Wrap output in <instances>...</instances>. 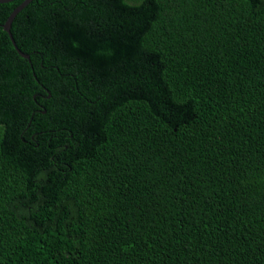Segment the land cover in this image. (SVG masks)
<instances>
[{
  "label": "trees",
  "instance_id": "1",
  "mask_svg": "<svg viewBox=\"0 0 264 264\" xmlns=\"http://www.w3.org/2000/svg\"><path fill=\"white\" fill-rule=\"evenodd\" d=\"M0 2V264H264V0Z\"/></svg>",
  "mask_w": 264,
  "mask_h": 264
},
{
  "label": "water",
  "instance_id": "2",
  "mask_svg": "<svg viewBox=\"0 0 264 264\" xmlns=\"http://www.w3.org/2000/svg\"><path fill=\"white\" fill-rule=\"evenodd\" d=\"M5 1H9V0H0V2H5ZM29 0H21L17 5H15L11 11L8 13V15L6 16L5 20L1 23V27L7 32L8 37L11 41V44L13 45L14 49L16 50V52L21 55L22 57L28 58V53H25L23 51H21L16 45L15 42L11 36V33L9 31V26H10V22L13 18V16L16 14V12L18 10H20Z\"/></svg>",
  "mask_w": 264,
  "mask_h": 264
}]
</instances>
